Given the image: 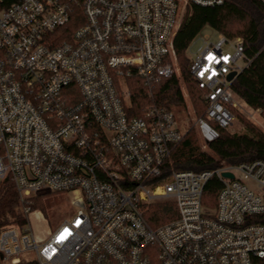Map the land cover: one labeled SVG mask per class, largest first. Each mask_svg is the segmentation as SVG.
<instances>
[{"label":"built area","instance_id":"1","mask_svg":"<svg viewBox=\"0 0 264 264\" xmlns=\"http://www.w3.org/2000/svg\"><path fill=\"white\" fill-rule=\"evenodd\" d=\"M223 1L0 0V180L13 182L26 217L0 228V264L27 252L32 264H264V159L164 174L186 131L171 109L153 102L132 116L125 103L128 79L152 97L177 73L174 37L188 7ZM74 2L85 21L63 38ZM188 55L205 91L195 126L207 146L234 108L253 109L232 88L252 58L242 37L216 30L198 33ZM43 189L71 193L77 210L41 241L29 214ZM157 201L174 202L177 216L153 226L144 211Z\"/></svg>","mask_w":264,"mask_h":264},{"label":"trees","instance_id":"2","mask_svg":"<svg viewBox=\"0 0 264 264\" xmlns=\"http://www.w3.org/2000/svg\"><path fill=\"white\" fill-rule=\"evenodd\" d=\"M73 19L67 25L63 38L85 21L83 6L72 3ZM208 27L223 33L229 38L240 36L244 40L245 53L252 60L234 79L232 88L235 96L254 108H260L264 115V4L260 0H224L217 5L192 4L186 10L174 37V45L182 69L183 79L195 89L200 116L205 114L207 102L205 91L200 88L189 70L188 47L193 38ZM130 96L125 101L130 115L142 116L150 103H157L173 110L172 105L183 102L179 78L176 75L163 77L155 83L150 98L143 81L138 77L128 79ZM234 111V110H232ZM229 127H219L220 135L202 150L197 142L196 127H190L183 140L176 146L164 164V174L172 170H203L215 168L222 161L236 164L243 161L264 159V132L253 126L246 133L229 132ZM220 180L211 179L204 193V203L214 206ZM32 198V197H31ZM34 206L43 207L38 197H33ZM145 217L153 226L166 223L177 216L174 202L157 201L148 204ZM264 222V218H261ZM23 214L18 191L9 178L0 180V228L6 225H23ZM22 258L20 264H25ZM29 262L28 264H32Z\"/></svg>","mask_w":264,"mask_h":264},{"label":"rangeland","instance_id":"3","mask_svg":"<svg viewBox=\"0 0 264 264\" xmlns=\"http://www.w3.org/2000/svg\"><path fill=\"white\" fill-rule=\"evenodd\" d=\"M210 30V28L206 27L204 32ZM175 75L179 78L183 102L180 103L176 101L172 105V108L176 114L180 127L187 133L190 127H196L195 120L200 116L197 99L198 92H196L195 89L190 88L189 84L183 79L179 58L178 71ZM127 86H124V88L126 91L128 90L130 92L128 82ZM149 97L152 98L151 96ZM239 102L241 103L242 101L239 100ZM254 109L257 108L253 107L252 109L245 106L242 109L234 108L233 113L235 117L232 125L229 126L228 131L231 133H246L249 131V127L253 126L257 130L264 132V115L262 112L261 115L257 114L254 112ZM197 142L202 150L209 149L208 146H206L202 141L200 135L197 136ZM33 197L34 199L35 197H38L43 203V207L32 205L34 210L29 214V222L32 230L36 238L41 241H44L48 238L51 230L58 223L62 222L68 217H71L77 210V206L72 203L73 195L69 192H47L45 189H43L41 190V194L33 195L31 200ZM22 257L25 259L24 263L28 264L32 259V253L27 252Z\"/></svg>","mask_w":264,"mask_h":264},{"label":"water","instance_id":"4","mask_svg":"<svg viewBox=\"0 0 264 264\" xmlns=\"http://www.w3.org/2000/svg\"><path fill=\"white\" fill-rule=\"evenodd\" d=\"M234 75H235V72L232 71V72L229 73L228 78L231 79ZM225 175H228V176L232 177V173H230V172H226ZM0 258H1V256H0Z\"/></svg>","mask_w":264,"mask_h":264},{"label":"snow or ice","instance_id":"5","mask_svg":"<svg viewBox=\"0 0 264 264\" xmlns=\"http://www.w3.org/2000/svg\"><path fill=\"white\" fill-rule=\"evenodd\" d=\"M65 231H67V230H65Z\"/></svg>","mask_w":264,"mask_h":264}]
</instances>
